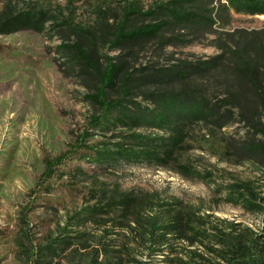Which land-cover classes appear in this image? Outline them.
Instances as JSON below:
<instances>
[{
	"label": "rangeland",
	"instance_id": "374dc122",
	"mask_svg": "<svg viewBox=\"0 0 264 264\" xmlns=\"http://www.w3.org/2000/svg\"><path fill=\"white\" fill-rule=\"evenodd\" d=\"M168 1L0 0V20L9 13L42 18L41 32L0 28V264L50 260L39 254L49 252V246L57 249L53 264H224L234 242L264 243V214L244 205L250 200L264 206V158L245 151L261 135L237 115H230L222 127L223 121L215 123L211 117L187 129L175 156L203 178L187 179L174 167L145 160L92 162L94 149L129 145L135 132L151 138H168L169 133L90 125L100 114L92 100L96 88L92 76L64 48L77 40L70 29L88 32L100 59L127 61L133 75L141 77L207 60L219 53L216 41L228 32L264 27L263 15L230 11L225 18L215 16L211 29L194 35L186 32L172 39L166 33L132 49L109 42L103 27L117 24L127 5L146 12ZM194 82L213 101L220 98L214 78ZM160 92L150 83L133 89L124 104L130 109L136 103L151 107L149 95ZM86 132L88 149L73 150ZM46 162L52 163L48 175ZM114 197L134 198V212L118 210L80 226L72 219L86 209L106 206ZM160 203L169 204L162 207L171 210L169 215H186L208 237L196 241L187 231L173 236L164 253H154L145 233L149 218L160 213ZM79 234L85 235L82 241ZM64 240L73 244L60 245Z\"/></svg>",
	"mask_w": 264,
	"mask_h": 264
},
{
	"label": "trees",
	"instance_id": "16d2710c",
	"mask_svg": "<svg viewBox=\"0 0 264 264\" xmlns=\"http://www.w3.org/2000/svg\"><path fill=\"white\" fill-rule=\"evenodd\" d=\"M216 1L218 4L215 7L213 5ZM230 11L264 16V0H170L157 4L146 12H142L138 6L127 5L118 23L110 28L104 26L103 29L113 46L132 49L150 40L161 39L166 33L173 34L172 39H175L176 34L183 35L187 32L194 35L204 29H211L217 23L215 16L222 19L229 16ZM141 18L153 20L141 23ZM41 20V15L23 17L9 13L0 20V28L12 32L21 29L41 32ZM70 31L76 35L77 40L70 46L64 44V48L74 55L81 69L92 76L96 88L92 100L98 106L100 114L91 118L90 125L101 130L124 126L132 131L144 128L169 133L168 138H151L135 132L130 135L132 143L129 145L115 146V149H94L96 158L92 160L93 163L105 164L120 159L145 160L155 162L163 168L174 167L177 173L187 179L203 178L204 174L196 173L191 164L182 162L175 156L176 150L184 143L187 129L194 122L208 121L214 117L215 123L223 121L220 126L222 127L229 123L230 120L227 119L230 115H237L253 132L261 135L257 142L249 143L245 151L264 158V27L228 32L224 38L216 41L215 47L219 53L207 60L184 63L179 68L155 70L141 77L133 75L127 61L114 62L113 57L100 59L97 46L93 38L88 36V32L81 30L79 33L76 28ZM211 78H214L220 90V98L216 101L203 92L202 85L194 82V79ZM150 83L162 91L149 95L151 107L136 103L130 109L124 104L125 97L132 95L133 89ZM110 94L117 96L110 98ZM87 134L88 132L73 150L78 147L88 149L84 144ZM59 160L64 161L63 158ZM46 165L48 175L52 163L46 162ZM115 198L117 197L109 200L106 206L86 209L72 219L80 226L118 210L128 214L134 212V198ZM244 205L264 214V206L261 204L245 200ZM167 206L169 204L159 205L161 208ZM170 211L162 208L159 214L151 216L147 221L145 237L154 247V253H164L165 246L167 247L173 236L177 237L187 231L196 241L208 237L202 231L194 229L186 215L179 212L169 215ZM84 236L79 234V240L82 241ZM72 244V241L60 242V245L68 247ZM47 249L49 252L41 251L39 254L50 260L38 259L36 262L53 264L57 249L50 246ZM223 259L224 264H264V243L260 245L255 239L246 240L245 243L238 240L232 244L228 255ZM87 264H97V261Z\"/></svg>",
	"mask_w": 264,
	"mask_h": 264
}]
</instances>
